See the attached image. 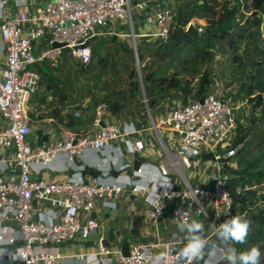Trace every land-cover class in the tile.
<instances>
[{
	"label": "built area",
	"instance_id": "2783aa9c",
	"mask_svg": "<svg viewBox=\"0 0 264 264\" xmlns=\"http://www.w3.org/2000/svg\"><path fill=\"white\" fill-rule=\"evenodd\" d=\"M19 10L7 13L0 10V35L7 47V65L0 67V116L7 124L0 129V148H12L14 156L0 158V257L6 255L15 264H54L57 260L69 264L77 261L92 264H114L112 247L103 243L107 237L101 234L96 251L63 256L52 246L86 238L105 227L104 221L89 218L82 223L80 212H91L97 198H110L124 190L132 192L148 191L147 201L152 207L153 224L158 225L166 211L168 202L172 205V219L176 224L183 220L191 222L193 207L200 215L208 216L201 201L211 200L217 209L225 210L222 224L233 216L249 220L259 210L264 209L263 199L235 211L233 191L230 187L232 173L223 169L212 176L210 188L193 187L183 168L192 165L193 158L200 154L202 147L216 160H222L220 146L237 129L238 122L227 101L215 92H207L199 99L183 102L173 107L167 115L154 125L174 132L175 156L168 157L159 164L160 179H150L142 186L131 175L122 182L113 181L101 168V173L93 181L86 182L82 174L84 165H77L73 176L63 180L47 181L33 175L34 164L41 168L49 166L56 158L65 155L71 163L83 156L87 149L104 151L113 141L128 137L126 144L130 153L141 152L145 141L134 140L131 136L138 132L133 124L121 127L117 123L103 125V115L108 108L106 101L100 100L94 109L93 126L98 130L92 136L68 132L58 140L49 141L47 146L32 148L26 140L32 132L30 101L45 83L42 65L57 68L63 57L79 63L83 68L93 61V41L103 33L108 23L131 18L129 0H45L32 9L30 0H15ZM2 8L8 0H0ZM141 8L144 4H139ZM178 8H164L147 17L149 23L159 27L158 40L166 41L177 22ZM193 23L191 21L189 25ZM195 25V24H194ZM199 33L203 26H196ZM58 43L59 45H55ZM147 101V99H145ZM75 116L81 112L76 110ZM237 148L227 150V156L237 154ZM112 168L123 171L134 167L132 162L111 160ZM114 163L119 165L115 168ZM224 171V172H223ZM142 169H134L139 175ZM140 176V175H139ZM181 178L183 187L178 186L174 177ZM250 189L240 184L236 192L244 194ZM41 203V205L39 204ZM110 206L112 201H106ZM45 205L48 206L45 207ZM3 222H12L11 227H2ZM213 235L217 234V229ZM209 241V237H205ZM186 241L156 240L132 243L129 255L120 253L119 264H187L175 250V246ZM220 243V242H219ZM235 244V243H234ZM230 245L218 246L227 250ZM238 244H235V248ZM198 261H192L196 264ZM203 264H216L208 256Z\"/></svg>",
	"mask_w": 264,
	"mask_h": 264
},
{
	"label": "crops",
	"instance_id": "0c3cea01",
	"mask_svg": "<svg viewBox=\"0 0 264 264\" xmlns=\"http://www.w3.org/2000/svg\"><path fill=\"white\" fill-rule=\"evenodd\" d=\"M129 1L131 18L129 17L125 20L105 25L103 27V33L93 41V44H95L94 55L95 53H101L102 50L107 52L113 51L118 52L120 58L126 56V59L131 60L133 55L132 48L136 47L138 50L143 51L147 44H155L158 41L156 34L159 31V27L155 23H149L147 21L146 16L148 14L164 8L177 7L179 9L180 7H188L192 3V0ZM44 2L45 0H30L28 8L32 9L38 3ZM139 4H144V7L141 8ZM1 9L5 13H7V9L15 13L19 10V5L16 4L15 0H8L4 8H2L0 2ZM226 38L215 39V45H222L225 49L224 53L229 54L230 52L231 56L225 60L226 67L222 70V73L213 71L210 61L209 70L212 73L211 76L217 78V84L212 81L208 91L215 92L224 99L225 97L222 94L230 92V88L234 82H238V87L243 83L240 74L237 72V63L231 60L233 58L232 50H227ZM246 43L247 52L245 54L249 59H253L254 53L251 48L252 40L247 39ZM7 58V47L0 35V67L7 65ZM217 59L216 57L214 61H217ZM41 67L44 73L45 83L40 91L32 96L30 101L32 132L36 133L37 130L42 129L44 134L49 135V141L58 140L70 131L92 136L98 130V128L93 126L94 109L97 103L103 100L108 104V108L103 115V125L117 123L121 127L126 124H133L137 127L138 132L131 137L134 140L142 138L145 141V148L140 152V155L145 157V160L140 167L142 169V172L139 174L140 176L133 173L134 167L125 169L123 173L112 168L111 160L115 157L119 158L120 162H132L133 164L134 154L129 152L126 144L128 137H123L113 141L112 145L104 151L87 149L83 156H78L75 163L69 162L65 155H61L45 168H41L40 164H34L33 175L35 177H40L47 181L63 180L76 173L77 165H84L85 168H88V172L83 174V176L88 181H93L99 176H93L89 173L92 167L97 170L101 168L106 173H109L111 180L122 183L128 178L125 175H131L142 186L146 185L150 179L161 178L157 166L168 157L175 156L176 153L173 147L175 134L171 130L157 128L154 122H157L161 117L167 115L173 107L184 102V96L180 88H173L165 95L153 97L152 102L149 103V101H145V98H142V95L140 96L139 94L138 98L133 95V78L130 75V84L132 85L126 86V89L130 93L127 101L131 106L129 110L126 107V102L122 104V102L118 103L115 100H106L105 94L110 92V85L105 86L100 81V78H105V75L103 74L104 71L99 73V64L94 59V56L92 63L84 68L68 57H63L59 66L55 69L47 64ZM47 72L59 77L61 81L60 86L50 85ZM137 99L140 102H145V107ZM243 99L239 97L237 100L233 96L229 100H234V104H236L235 108L241 111L240 114L236 115L238 125L251 127L248 136L236 147L238 150L237 154L227 156V150L235 147L234 144L239 135V127L231 132L225 143L220 146V151L225 152L222 160H216L213 156L203 159L201 156L202 152H209L205 147H202L200 154L193 158L192 165L189 168H183L188 181L193 187L210 188L214 174L220 173L226 167L229 170L243 169L246 167L248 161L264 154V114L259 116L254 112L255 108L256 110H260L259 107H255L249 100L243 101ZM76 110L81 112L79 116H75L74 112ZM252 121L253 123H251ZM67 122H70V124H67ZM6 124L7 122L0 116V129ZM37 139V134H35V140ZM4 156L12 158L14 156V150L12 148H0V158ZM114 166L115 168L119 167L115 163ZM173 177L178 186L183 187L181 178L177 176ZM148 195L147 190L143 192H132L127 189L110 198H97L94 209L91 212H80L79 218L82 223H86L91 217L104 221L105 227L100 229V233L94 232L86 238H78L59 246H52V249L58 250L63 256L94 252L98 248L101 234L106 233V236L109 238L110 230L114 228L115 240L112 241L113 244L110 246L114 252L107 257L113 259L114 264H119L118 259L125 244L130 249L132 243L153 240H180L184 242L185 233L179 231L178 224L172 219V205L170 202L166 204V211L159 220L158 225L153 224L152 207L147 201ZM106 201H112L115 205L110 206ZM201 201L208 212V216L200 215L197 212V207L194 206L191 221L196 220L204 225V238L209 237V241L214 239L218 240L217 234L213 235V233L215 232V227L219 226L222 218H224L225 210L223 208L217 209L211 200L201 198ZM39 204L41 205V203ZM45 207L48 208L47 205ZM7 225L12 227L14 223H2V227L4 228ZM183 247L184 244H180L179 246H175V250L181 255ZM208 256V252L205 251L202 258L198 259L196 264H203L204 259ZM210 259L216 262L215 258L210 257ZM75 263L92 264L77 260ZM0 264H11V262L4 255L0 257ZM15 264L23 263L18 261ZM54 264L69 263L63 261V259H59ZM220 264H228V262L224 260Z\"/></svg>",
	"mask_w": 264,
	"mask_h": 264
},
{
	"label": "trees",
	"instance_id": "16d2710c",
	"mask_svg": "<svg viewBox=\"0 0 264 264\" xmlns=\"http://www.w3.org/2000/svg\"><path fill=\"white\" fill-rule=\"evenodd\" d=\"M236 3L234 2L231 5V1L194 0L192 6L178 9L177 22L171 29L168 40H158L154 45V56L160 57L162 62L169 60L172 65L178 63V68L171 74H162L156 68H150L147 71H142L141 81L134 80L132 82L135 89H143V96L147 99V102L151 103L153 97L159 96L155 94L156 92L159 91L162 93L161 95H165L173 88H180L184 96V102L199 99L205 95L212 83L209 63L216 47L214 43L216 38L227 37L229 39V46L233 51L234 61L241 64L243 55L236 52V43L237 39L243 38L244 35L232 32L234 28L233 20L239 12V7ZM252 7L255 11H264V0H252ZM208 15H212L213 18L204 28V31L201 32V35H195L188 30V24L192 19L206 18ZM255 17L253 16L252 22ZM262 24H264V19L262 18L258 19L256 24L253 23L256 29L254 31L256 36L252 37V42L255 45L254 50L258 49V37L261 38L264 34V31L262 32L261 30ZM240 68L242 73L239 74L244 80L242 89L246 93L249 102L253 103L255 107L263 106L264 58L256 59L254 63L250 64L245 62L244 65L241 64ZM130 75L134 78L138 75V72L132 70ZM47 76L49 77L50 85L60 86L59 77L51 75L49 72H47ZM237 80L239 79L237 78ZM67 124H70V122H67ZM241 127L239 125V135L234 144L235 147L245 140L250 131V129L243 130ZM259 157L255 161H248L243 169L230 170L233 174L230 179V187L233 191L235 211L245 210L248 206L256 203V198L251 190L244 194H239L236 192V188L244 180L245 170L249 165L255 164L264 157V154ZM87 172L88 168L82 170V174ZM247 221L250 222L249 238L264 237V209H259Z\"/></svg>",
	"mask_w": 264,
	"mask_h": 264
},
{
	"label": "rangeland",
	"instance_id": "374dc122",
	"mask_svg": "<svg viewBox=\"0 0 264 264\" xmlns=\"http://www.w3.org/2000/svg\"><path fill=\"white\" fill-rule=\"evenodd\" d=\"M190 4L192 6L193 4ZM221 2L224 1H231V5L234 4V2H237L239 7V12L237 17L233 20L234 28L232 29V32L241 35L243 34V38H238L237 43H236V52L243 55L241 59V64L244 65L245 62L250 64L254 63L256 59L264 58V34L262 35V39L258 37V49H255V45L252 42V51L254 53V58L253 59H248L246 56V40L250 38L249 34L251 31H255V27L253 26L252 18L253 16L258 17V19L262 18L264 19V11L258 10L255 11V9L252 7V0H220ZM189 6V7H190ZM212 15H208L206 18H194L192 19L193 24L195 26H203L204 28L208 25V23L212 19ZM250 20V21H249ZM261 30L262 32L264 31V24L261 25ZM253 36H256L253 35ZM258 36V35H257ZM217 39V38H216ZM226 47L227 50L230 51L229 47V39L226 38ZM216 40L214 41V43ZM95 43V42H94ZM93 47L95 44H92ZM155 44H147L144 47V50H138L136 47L132 48L133 55L132 59H126V56H122L120 58L119 53L117 52H107L105 50H102L101 53L94 55V59L98 62L99 64V73L104 71L105 78H100V81L102 84H105V86L110 85V92L105 94L106 100H115L118 103L122 102L124 104L126 102V107L130 110L131 106L129 103H127L129 99V91L126 89L127 85H132L130 84V74L132 70H136L138 72V75L135 76L132 81L134 80H139L141 81L142 77V71H147L148 69L156 68V70L159 73L162 74H171L175 69L178 68V63L171 64L169 60L163 61L160 59L158 56H154L155 52ZM95 49V48H94ZM248 50V49H247ZM97 51V50H96ZM95 51V52H96ZM225 49L223 48L222 45L216 46L215 47V53H214V58L211 59V68L213 71H219L222 73V70L226 67L225 60L231 56V53H224ZM233 54V51H232ZM218 58L217 61H214L215 58ZM232 61L234 60V57L231 59ZM231 62V61H230ZM233 63V62H232ZM236 63V62H235ZM237 63V72L242 73V70L240 68L241 64ZM161 66V67H160ZM216 73V72H215ZM214 73V74H215ZM212 74V73H211ZM212 77V76H211ZM243 80V78L241 77ZM212 81L217 84V78L212 77ZM244 82V80H243ZM243 83L240 85V87L237 88L236 94H233L232 92H226V94H222V96L225 97V100L229 105H231L233 109V115L236 118V115L240 114L241 111H238L235 107L236 104H234V100L231 101L229 100L231 97L235 96L236 99L238 100L239 97L244 98V100L248 101V98L246 96V93L242 89ZM133 95L138 98L139 94L140 96H143V89H135L133 88ZM155 94L161 95V92H156ZM144 98V96L142 97ZM137 101L145 107V102H140L139 99ZM260 110L254 109L255 113H257L259 116H262L264 114V103L263 106L259 107ZM253 123V121L251 122ZM252 125V124H251ZM239 127V125H238ZM243 130L250 129V126L247 127H241ZM225 143V142H224ZM262 156V155H259ZM258 158V157H257ZM260 158V157H259ZM252 161H255L253 159ZM251 161V162H252ZM249 165V164H248ZM246 175L244 177V180L240 182V184L243 185H248L250 187L249 190L253 193L254 197L257 200V203L260 202L263 199L264 196V157L258 160L255 164L249 165V167L245 170ZM239 184V185H240ZM247 242L244 244H238V248L236 247V250L239 251H244L249 249L253 245H257L260 247L261 250V259L260 263H263L264 260V237H248ZM254 239V241H253ZM235 244H230L231 247H235ZM204 255V254H203Z\"/></svg>",
	"mask_w": 264,
	"mask_h": 264
},
{
	"label": "clouds",
	"instance_id": "9594fccd",
	"mask_svg": "<svg viewBox=\"0 0 264 264\" xmlns=\"http://www.w3.org/2000/svg\"><path fill=\"white\" fill-rule=\"evenodd\" d=\"M181 233H185V245L181 250V256L192 264V261L202 258L208 241L204 238V225L196 220L191 222L181 221L177 225ZM250 232V222L237 215L225 220L217 229V238L222 245L244 244ZM208 255L215 258L216 264L226 260L228 264H260L261 250L257 245L251 246L244 251H237L234 247L227 250L218 249L217 245H212L208 249Z\"/></svg>",
	"mask_w": 264,
	"mask_h": 264
},
{
	"label": "water",
	"instance_id": "95a60500",
	"mask_svg": "<svg viewBox=\"0 0 264 264\" xmlns=\"http://www.w3.org/2000/svg\"><path fill=\"white\" fill-rule=\"evenodd\" d=\"M148 16H149V14L146 17H148ZM257 22H258V17H255L253 19V23L256 24ZM188 30L195 35H201V33H199L198 29L196 28V26L193 23H191L189 25ZM253 35H254V32H250V35H249L250 38H252ZM55 45L57 46L59 44L55 43ZM237 87H238V82H234L230 88V90L233 94H236ZM35 134H37V137H38L37 140H35ZM26 140L32 148H36L37 146H39V147L40 146H47L49 143V135L44 134V131L42 129H39L36 131V133H34V132L29 133L26 137ZM224 153L225 152H221V154H224ZM201 156L203 159H207V157L208 158L212 157V153L211 152H209V153L202 152ZM144 160H145V157L140 155L139 152H135L133 155L134 169L138 170L141 167V165L143 164ZM225 169H227V167ZM89 173L93 176H98L100 174V171L97 170L96 168L92 167V168H90ZM113 173L115 174V172H113ZM86 182H88V180H86ZM114 240H115V230H114V228H112L110 230L109 238L106 237L103 240V243L106 244L107 246H112V244H113L112 241H114ZM212 245H217V247L221 246V244L218 242V240L214 239L212 241H209L208 246L206 247L205 251L208 252V249H210L212 247ZM129 252H130L129 246L127 244H125L123 246L122 253L124 255H129Z\"/></svg>",
	"mask_w": 264,
	"mask_h": 264
}]
</instances>
